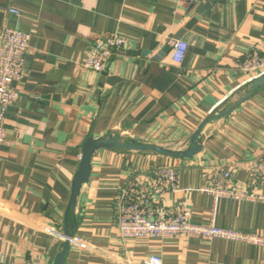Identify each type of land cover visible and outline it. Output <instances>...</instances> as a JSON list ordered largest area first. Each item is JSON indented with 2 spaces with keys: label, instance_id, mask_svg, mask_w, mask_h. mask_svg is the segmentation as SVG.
<instances>
[{
  "label": "crops",
  "instance_id": "obj_1",
  "mask_svg": "<svg viewBox=\"0 0 264 264\" xmlns=\"http://www.w3.org/2000/svg\"><path fill=\"white\" fill-rule=\"evenodd\" d=\"M5 28L31 38L0 144V264H51L63 241L45 230L63 231L83 142L106 136L185 151L200 123L261 74H247L243 62L253 50L264 53V0H0ZM110 34L125 40V52L101 74L83 69L88 47ZM178 40L188 44L181 65L171 61ZM201 146L192 159L96 152L68 217L86 248L71 245L64 264H143L153 256L162 264H261L263 249L247 242L120 236L116 199L137 187L151 211L186 203L194 224L264 239V201L214 203L199 192L213 168L229 167L235 192L264 198V179L253 173L264 153V89L207 125ZM160 169L176 172L174 191L155 183Z\"/></svg>",
  "mask_w": 264,
  "mask_h": 264
},
{
  "label": "built area",
  "instance_id": "obj_2",
  "mask_svg": "<svg viewBox=\"0 0 264 264\" xmlns=\"http://www.w3.org/2000/svg\"><path fill=\"white\" fill-rule=\"evenodd\" d=\"M203 4L212 0H191ZM11 14L18 12L10 10ZM31 36L14 29L5 28L0 32V144L6 136L5 115L8 107L18 99V92L14 85L22 80L25 75V56L29 48ZM126 49L125 40L117 34H110L101 39H96L87 49L82 67L94 74L104 72L111 58L122 55ZM188 44L185 41H175L171 51V61L181 65L185 59ZM243 70L247 74L260 72L264 74V53L253 50L246 54ZM259 75V76H260ZM257 78V77H256ZM252 77L250 81L256 79ZM249 81V82H250ZM254 175L264 179V153L253 169ZM252 175V176H254ZM155 183L166 186L174 191L177 174L172 169H160L154 173ZM231 168H213L210 172L209 185L201 188L199 192L209 194L214 203L219 199L264 201L263 197L245 195L235 192L231 186ZM150 196L142 193L137 187H130L122 191L116 199V219L118 232L122 238L134 240H153L164 238L186 239H222L233 242H247L258 245L264 251V239L249 237L216 228L214 225H197L190 221L191 212L186 203L175 206L168 213L165 210L151 211L148 209ZM48 235H58L53 228L48 227ZM71 245H77L84 250L85 244L78 243L75 239ZM143 264H162L159 257H151ZM261 264H264V254Z\"/></svg>",
  "mask_w": 264,
  "mask_h": 264
},
{
  "label": "water",
  "instance_id": "obj_3",
  "mask_svg": "<svg viewBox=\"0 0 264 264\" xmlns=\"http://www.w3.org/2000/svg\"><path fill=\"white\" fill-rule=\"evenodd\" d=\"M244 95L236 101L231 107L226 110L216 111L213 114L206 117L189 140V145L185 151H175L171 149H165L155 145L140 144L135 140L129 139L124 142H120L117 139L103 136L98 139L87 138L81 146V159L78 167V171L73 179L71 185L70 196L67 204V208L64 216V227L58 236L63 241L61 251L55 256L51 264H64L66 255L69 251L71 243L74 240L75 232L78 228L75 217L72 218V225L68 224L69 215L74 214L76 206V199L80 193L83 185L89 182L91 176V161L95 153L101 150H118V151H131L136 153H150L154 155H160L177 159H192L201 152V141L203 140L204 128L216 121H219L233 111H235L244 101L249 99L256 91L264 89V74L260 75L256 79L250 81L247 85Z\"/></svg>",
  "mask_w": 264,
  "mask_h": 264
}]
</instances>
